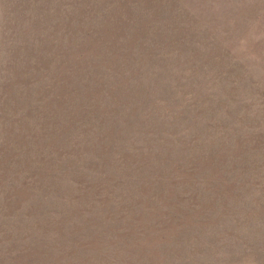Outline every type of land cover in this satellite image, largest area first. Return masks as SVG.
I'll return each instance as SVG.
<instances>
[{
  "label": "rangeland",
  "instance_id": "1",
  "mask_svg": "<svg viewBox=\"0 0 264 264\" xmlns=\"http://www.w3.org/2000/svg\"><path fill=\"white\" fill-rule=\"evenodd\" d=\"M0 264H264V0H0Z\"/></svg>",
  "mask_w": 264,
  "mask_h": 264
}]
</instances>
